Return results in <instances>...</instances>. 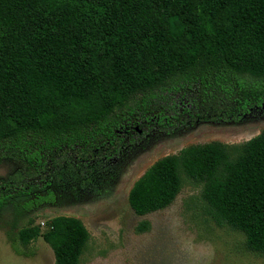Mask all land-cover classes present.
I'll use <instances>...</instances> for the list:
<instances>
[{
	"label": "trees",
	"instance_id": "trees-1",
	"mask_svg": "<svg viewBox=\"0 0 264 264\" xmlns=\"http://www.w3.org/2000/svg\"><path fill=\"white\" fill-rule=\"evenodd\" d=\"M263 106L264 0H0V161L50 176L74 154L114 158L144 127L236 120ZM182 173L203 185L217 225L264 254V130L235 158L212 142L160 159L131 189L132 210L170 206ZM19 182L0 180V212L32 190ZM47 227L30 220L12 237L14 223L6 235L25 246L42 236L56 264H79L83 222L57 216Z\"/></svg>",
	"mask_w": 264,
	"mask_h": 264
},
{
	"label": "rangeland",
	"instance_id": "rangeland-1",
	"mask_svg": "<svg viewBox=\"0 0 264 264\" xmlns=\"http://www.w3.org/2000/svg\"><path fill=\"white\" fill-rule=\"evenodd\" d=\"M263 130L264 106L236 120L185 117L165 129L144 127L114 158L93 162L74 154L50 176L13 159L0 161V180H20V187L34 183L0 212V264H56L42 236L25 246L6 234L15 223L11 236L16 237L30 220L44 233L47 221L57 216L78 218L89 231L79 264H264V254L250 251L243 233L214 222L203 185L184 173L179 195L163 210L139 216L128 200L134 184L160 159L212 142L226 145L235 158Z\"/></svg>",
	"mask_w": 264,
	"mask_h": 264
}]
</instances>
